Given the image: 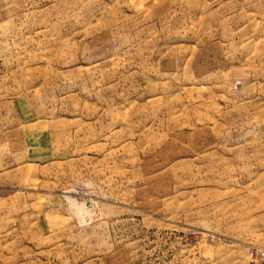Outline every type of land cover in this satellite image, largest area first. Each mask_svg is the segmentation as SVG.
<instances>
[{"label": "rangeland", "instance_id": "1", "mask_svg": "<svg viewBox=\"0 0 264 264\" xmlns=\"http://www.w3.org/2000/svg\"><path fill=\"white\" fill-rule=\"evenodd\" d=\"M264 0H0V264H264Z\"/></svg>", "mask_w": 264, "mask_h": 264}, {"label": "built area", "instance_id": "2", "mask_svg": "<svg viewBox=\"0 0 264 264\" xmlns=\"http://www.w3.org/2000/svg\"><path fill=\"white\" fill-rule=\"evenodd\" d=\"M251 255L255 260L264 259V247L261 246L253 247V249L251 250Z\"/></svg>", "mask_w": 264, "mask_h": 264}]
</instances>
